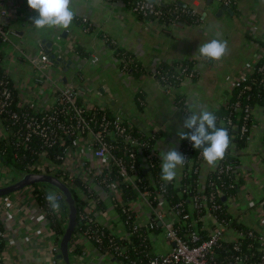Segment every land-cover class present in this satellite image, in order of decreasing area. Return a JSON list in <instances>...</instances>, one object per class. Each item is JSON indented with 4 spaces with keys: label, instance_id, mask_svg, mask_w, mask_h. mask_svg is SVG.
Masks as SVG:
<instances>
[{
    "label": "crops",
    "instance_id": "0c3cea01",
    "mask_svg": "<svg viewBox=\"0 0 264 264\" xmlns=\"http://www.w3.org/2000/svg\"><path fill=\"white\" fill-rule=\"evenodd\" d=\"M151 1L192 7L202 21L170 25L157 32L155 25L143 23L122 0H10L9 16L1 21L14 34H10L11 43L4 46L3 68L13 83L32 88L37 87L42 74H47V85L71 84L87 102L122 113L143 134L156 130L154 149L162 175L177 182L182 174L180 149L192 118L204 124L212 116L228 99L238 74L254 61L260 49L259 43L264 40V0H235L228 7L230 13L222 11L219 15L217 10L223 4L215 0ZM83 18L88 24L83 23ZM43 41L52 43L48 50L61 61L53 60L52 66L39 73L19 50L32 59L40 48H46ZM117 50L132 58L130 73L120 68ZM91 55L98 57L96 63L87 59ZM203 57L206 60L197 66L198 78L183 83L174 93H166L154 77L161 63ZM175 93L181 94L187 112L176 107ZM42 97L50 100L51 91L46 88ZM254 114L258 126L239 151L240 189L224 202L237 223L264 237L260 206L264 204V108L255 107ZM217 147L214 139L201 160L200 178L214 169ZM0 173L1 185L9 174L1 164ZM93 189L105 206L103 212L96 213V219L125 236V225L112 201L101 187ZM132 205L140 224H145L151 217V208L139 197ZM11 212L18 216L17 221L12 220ZM0 220L6 232L3 264H50L48 251L56 242V234L48 225L43 204L28 188L0 196ZM202 222L207 228L212 225L208 215ZM150 241L156 252L170 248L162 230L151 233ZM80 245L84 256L79 261L72 260V264H119L89 239L83 237ZM58 264L65 263L59 260Z\"/></svg>",
    "mask_w": 264,
    "mask_h": 264
},
{
    "label": "built area",
    "instance_id": "2783aa9c",
    "mask_svg": "<svg viewBox=\"0 0 264 264\" xmlns=\"http://www.w3.org/2000/svg\"><path fill=\"white\" fill-rule=\"evenodd\" d=\"M9 1L0 0V164L9 173L5 177V180H8L1 185L11 183L21 175L39 173L56 176L68 188L86 187L87 192L91 194H84L78 214L79 228L76 232L73 231L72 241L68 245L71 264L72 260L79 261L84 256L83 248L81 252H75L77 243H80L83 237L94 243L103 254L118 258L116 260L119 264H264V237L252 228L233 226L232 217H218L215 211L220 210L221 205L212 199V195L207 196L200 192L192 195L186 206L180 202L173 207L166 200L165 184L168 178L163 175L156 196L152 195L151 190L140 188L142 174L148 173L146 176H150L149 169L153 166L151 160L154 156L159 158L154 149L156 130L143 134L122 113L108 111L87 102L71 84L61 87L47 85L44 79L47 74H42L44 77L37 79L36 88L13 83L9 79L3 68L6 56L4 46L11 43L10 34L14 32L8 30L1 21V18L9 16ZM122 1L127 9L147 26L150 23L155 25L157 32L164 31L170 25L186 24L184 16L193 18L194 23L191 24L202 21L194 8H185L177 3H171L168 9H163L158 1ZM215 1L226 7L235 4V0ZM168 14L171 16L165 20ZM82 21L88 24L87 19L83 18ZM259 46L254 61L238 74L235 84L249 77L254 63L258 60H263L257 71H260L264 78V47ZM19 51L36 72L41 73L46 66L53 65V59L44 48H40L32 59L23 51ZM87 59L92 63L98 61L95 55ZM118 59L120 68L130 73L134 65L132 58L122 53ZM205 60L203 57L197 60L174 61L169 64L171 69L166 72L156 67L154 77L166 93H174L183 83L198 78L197 66ZM187 64H190V67ZM46 88L51 91L50 100L42 97ZM249 88L250 85L244 86V89ZM173 96L176 107L187 112L181 94L175 93ZM257 106L264 108V105L252 107L249 104L240 107L239 101H236L232 109L241 112V123L224 117L220 119V123L237 130L239 138L247 143L252 138V131L258 126V119L254 114V108ZM204 124L193 118L189 124L188 133L180 149L182 171L185 167L194 173L200 171L203 152L200 150L196 156H192L191 152L204 144L205 136L200 137ZM218 134L219 130L216 129L215 132L208 133L207 138L214 140ZM194 138H198L196 142ZM8 158L11 159L9 163ZM13 163H17V166L12 165ZM231 168L230 164L219 165L216 161L213 170H217V178H220L222 173ZM144 169H147L146 172ZM235 171L237 177L242 176L239 165ZM121 184L130 185L137 193V198H142L151 208V217L145 224L141 225L138 221L137 212L132 205L135 200L119 198ZM93 187H101L115 208L117 204L114 199L119 198L121 212L126 215V218L122 219L119 214L127 231L125 236H119L114 226L101 224L96 219V213L105 209L101 208L99 201L102 202V199ZM229 187H232V184H229ZM24 188H28L32 195L41 201L47 212L48 225L57 238L48 251L51 256L50 264H58L56 255L59 253V242L69 221L65 197L61 191L48 183L29 184ZM216 191L217 195L225 199L235 196L230 194L226 197L225 190L221 187ZM155 198L158 199L156 204L153 203ZM261 204L264 216V204L260 203V206ZM129 208L133 213H130ZM202 210L204 214L199 215ZM10 215L12 220H18L15 213L11 212ZM206 215L212 219L209 228L202 222ZM54 227L61 230L57 231ZM104 229L108 231L107 235ZM157 230H162L164 238L169 242L170 248L166 252H156L152 247L150 234ZM130 235H136L142 240L148 239L151 247L146 251V246H140V243L137 249L131 245ZM5 236L3 221L0 220V264H3L4 260L1 243L4 245ZM224 242L230 243L231 248L224 249ZM254 242L257 243L255 246ZM139 253L145 257V262L135 257Z\"/></svg>",
    "mask_w": 264,
    "mask_h": 264
},
{
    "label": "trees",
    "instance_id": "16d2710c",
    "mask_svg": "<svg viewBox=\"0 0 264 264\" xmlns=\"http://www.w3.org/2000/svg\"><path fill=\"white\" fill-rule=\"evenodd\" d=\"M163 9H168L171 4H161ZM183 7V6H182ZM185 8H191V7H185ZM171 15H167L165 17V20L169 18ZM200 17V15L198 16ZM186 21V24L194 23L193 18L189 17H183ZM260 45L264 47V40L260 42ZM121 53L120 50L116 51V55L119 56ZM263 60H258L254 63V67L252 68L251 73L249 74V77L245 80H241L237 82L230 91V95L225 103L221 104L212 114V116L205 122V124L202 126V133L200 137L205 136V141L202 146H198L195 150L191 152L192 156H196L197 153L201 150L203 152V155L205 156L212 141L211 139H208V133L215 132V130H219V134L216 136V140L218 141V147L216 151L213 154L214 159L218 162L220 165L230 164L231 169H229L227 172H224L221 174L220 178H217V170H212L209 172L205 178H200V174L194 173L192 170H190L188 167H185L182 171V174L180 175L179 180L176 182L172 177H168L167 183L165 184L166 187V200L170 206H176L178 203L182 202L185 206L187 203H189V198L192 195L199 194L200 192L204 193L207 196L212 195V199L221 205V209L215 211V213L218 215V217L225 216L226 218L231 217L230 214L227 211L226 204L223 202L222 197L217 195V188L221 187L225 190L226 197H229L230 194L236 195L240 189L241 185V178L237 177L235 168L239 165V151L242 150L246 146V142H244L241 138H239L237 130L233 129L231 126H226L225 124L220 123L221 118H230L232 122L241 123V112L239 111H233V103L236 101H239L240 107L244 106L245 104H249L250 106L254 107L256 105H264V78L260 71H257V68L262 64ZM188 67H190V64H187ZM133 69V68H132ZM157 69L162 71H168L170 70L169 64H160L157 66ZM0 75H2V72L0 70ZM158 76V75H157ZM263 78V81H262ZM6 79V77H5ZM245 85H250L249 89H244ZM105 110H107L105 108ZM198 138H194V141L196 142ZM8 146V145H6ZM9 148V147H8ZM58 148H56L57 150ZM139 155V153H137ZM153 162V166L149 169L150 176H146L142 174V180L139 183V186L141 189H149L152 192L153 196L157 195V191L159 189V186L161 185V182L163 181L161 176L163 174L160 160L156 156L151 160ZM11 162V159L8 158V163ZM11 164V163H10ZM12 165L17 166V163H13ZM14 167V166H12ZM146 176V177H145ZM204 179V180H202ZM153 181V183H151ZM202 181V184H201ZM229 184H232V187H229ZM190 187L188 188V186ZM200 187H203L202 189ZM70 188V192L74 201V205L76 208V225L74 232L77 231L79 228L78 222V214L81 211V204L83 202L84 194L89 195L91 193L87 192L86 187H78V189ZM84 192V193H83ZM79 194V195H78ZM137 193L132 189L130 185L121 184L120 185V193L119 198L125 199L127 201H133L137 198ZM119 198L114 199V202H116V210L121 215L122 219L126 218V215L121 212V206L119 204ZM158 201L157 198L153 200V203L156 204ZM211 202L208 203L210 205ZM99 204L102 209H104V204L99 201ZM212 210V209H211ZM130 213H133V211L129 208ZM194 215L196 212H193ZM204 210H202L199 215H203ZM232 225L237 228H244L245 226H242L240 223H237L235 220L232 221ZM56 228L57 231H60L61 229L58 227ZM128 230L130 229V226L127 227ZM245 229V228H244ZM105 234L107 235L108 231L104 229ZM131 245H134L137 249L140 246L145 245L146 251L148 250L150 246L148 239H140L136 235H130ZM126 242V241H122ZM106 243V239H104V244ZM142 244L139 246V244ZM257 243L254 242L253 245L255 246ZM1 246L3 247V243H1ZM82 245L80 243H77L75 252H81L82 251ZM224 249H230L231 244L228 242L223 243ZM131 254L132 251H130ZM135 257L143 259V262L146 261L145 257L142 254H137ZM118 259V258H116Z\"/></svg>",
    "mask_w": 264,
    "mask_h": 264
},
{
    "label": "water",
    "instance_id": "95a60500",
    "mask_svg": "<svg viewBox=\"0 0 264 264\" xmlns=\"http://www.w3.org/2000/svg\"><path fill=\"white\" fill-rule=\"evenodd\" d=\"M222 11L231 12L230 8L226 7L225 5H221L219 9L217 10V15L221 13ZM45 42V41H43ZM45 50L48 53L49 57L53 59L56 63L60 60V57H57L54 53H51L48 48L51 47V42H45ZM61 61V60H60ZM69 61L67 62V64ZM2 160L5 162L6 160L2 158ZM35 183H48L50 185H53L55 188H57L59 191L62 192V194L65 197V201L68 205V225L66 227V230L64 231L60 242H59V253L56 255V258L58 260L64 261L65 264H71L69 256H68V245L72 241V233L74 231L75 225H76V208L74 205V201L70 192V189L56 176L48 175V174H39V173H29L25 175H21L17 180L0 186V196L7 195L10 193H13L15 191H18L25 186L29 184H35ZM222 200L225 201V197H222ZM264 207V205H263Z\"/></svg>",
    "mask_w": 264,
    "mask_h": 264
},
{
    "label": "rangeland",
    "instance_id": "374dc122",
    "mask_svg": "<svg viewBox=\"0 0 264 264\" xmlns=\"http://www.w3.org/2000/svg\"><path fill=\"white\" fill-rule=\"evenodd\" d=\"M5 172V171H4ZM3 176V174L2 173H0V177H2ZM10 177H12V175H9ZM13 176H17V174H13ZM17 178H19V177H17ZM1 182H3V181H1ZM14 193V192H13ZM79 195V194H78Z\"/></svg>",
    "mask_w": 264,
    "mask_h": 264
}]
</instances>
